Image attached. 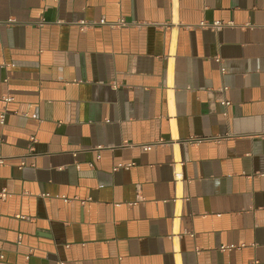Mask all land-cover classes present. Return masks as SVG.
Masks as SVG:
<instances>
[{
    "label": "crops",
    "instance_id": "1",
    "mask_svg": "<svg viewBox=\"0 0 264 264\" xmlns=\"http://www.w3.org/2000/svg\"><path fill=\"white\" fill-rule=\"evenodd\" d=\"M0 114V264H264V0H0Z\"/></svg>",
    "mask_w": 264,
    "mask_h": 264
},
{
    "label": "built area",
    "instance_id": "2",
    "mask_svg": "<svg viewBox=\"0 0 264 264\" xmlns=\"http://www.w3.org/2000/svg\"><path fill=\"white\" fill-rule=\"evenodd\" d=\"M85 24H86L85 22H81L80 23V25H85ZM228 24H230V23L225 24V23H222L220 21H216V22L211 23V24L202 22V23H200L199 26L200 27H205V28H211L212 30H215L216 31V30L220 29V27H222L224 25H228ZM125 25H127V23L124 20L120 19L116 23L111 24V27L125 26ZM215 60L218 63H221L220 57H216ZM220 70H221V72H223V69L222 68ZM222 90H225V89L222 88ZM4 100L6 102H8V101H10V98L9 97H6ZM222 104L223 105H228V102L223 101ZM3 120H4V115L3 114H0V124L1 125L3 124ZM205 140L206 139H203L201 137H188L186 139L181 140L180 144H181V146L183 148H188V147H191V146H196V145L202 143ZM152 146L153 145H142L141 147H142V149L144 151H148V150H150L152 148ZM0 163H1V160H0ZM6 194L7 193H6L5 190L1 191L0 192V198H4L6 196ZM17 244H19V241H17Z\"/></svg>",
    "mask_w": 264,
    "mask_h": 264
}]
</instances>
